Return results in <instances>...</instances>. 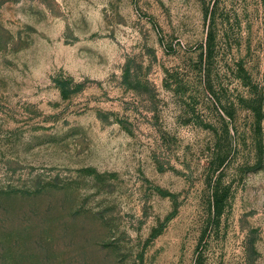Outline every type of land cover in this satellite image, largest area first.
Returning a JSON list of instances; mask_svg holds the SVG:
<instances>
[{
  "label": "rangeland",
  "instance_id": "1",
  "mask_svg": "<svg viewBox=\"0 0 264 264\" xmlns=\"http://www.w3.org/2000/svg\"><path fill=\"white\" fill-rule=\"evenodd\" d=\"M0 264H264V0H0Z\"/></svg>",
  "mask_w": 264,
  "mask_h": 264
}]
</instances>
